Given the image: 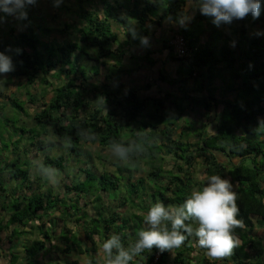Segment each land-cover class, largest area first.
I'll use <instances>...</instances> for the list:
<instances>
[{
	"label": "trees",
	"instance_id": "16d2710c",
	"mask_svg": "<svg viewBox=\"0 0 264 264\" xmlns=\"http://www.w3.org/2000/svg\"><path fill=\"white\" fill-rule=\"evenodd\" d=\"M73 2L80 7L81 15L77 17L79 29L74 25L79 34L71 38L70 42L62 38L60 44H53L50 48L48 43L40 41L34 34H28V19L20 21L27 33H17L11 25L9 31L0 30V52L12 57L15 68L7 77L10 81H24L21 84L25 83V90L30 91L26 94L28 103L38 108L34 111L32 120L42 131L33 132L29 147L36 149L37 155H43L44 165L59 172L66 170V157L69 154L74 153L79 158L86 156L84 146L98 145L105 150L109 149L112 140L130 142L144 137L146 150L133 155L123 165L119 161L113 162L112 165L116 167L113 173L103 172L98 175L94 172V167L88 164L84 169L80 168L85 179L75 177L73 184L65 187V194L69 196L73 193L75 200L60 194L51 197L49 194L52 191L48 190L44 194L42 188H37V192L31 191L29 195L22 192L24 198L17 192V187L8 194L3 171L11 181L21 183L25 191L31 190L33 185L30 178L33 162L29 158H16V155H12V160L7 159L5 165H0V197H5L3 203L0 198V260L17 264L18 256L12 254V243L30 234L32 238L27 241V245H34V257L45 250L47 240H52L49 233L43 231L50 222L49 216L58 212L62 217L61 209L65 207L70 213V222L76 220L83 224L86 238L92 244V248L86 247L85 250H79V253L87 254L91 264H96L93 257L96 254V236L104 240L115 233L120 235L122 243L127 246L136 240L138 232L145 227L143 217L152 204L161 202L165 206H178L192 190L201 189L209 176L219 175L232 183L239 208L237 219L244 225L234 230L239 244L232 255L222 260H210L205 255V250L198 247L196 239L189 237L173 253H161L153 248L134 258L131 264H264V122L260 121L264 117V0H261L259 18L253 19L248 15L245 19L233 20L229 24L233 34L229 33L228 36L217 29L209 17L196 12V21L207 23L208 40L205 44L199 42L200 36L206 31L194 35L184 29L181 36L189 50L188 57L184 58H177L173 45L169 44L170 41L167 42L165 49L169 52V58L174 63L181 64L182 69L177 75L183 78L180 83L184 88L181 90L182 96L166 93L160 97L140 96L136 90L120 83V76L111 82L106 78L104 84L100 81L91 83L92 78L88 72L81 69L82 61L85 57L89 62L94 59H114L120 62L126 56L125 48L138 40L137 33L147 35L150 16H160L161 21H177L180 11L185 7V0ZM86 7L92 10H86ZM134 21L137 27H134ZM70 28L66 24L61 32L66 33ZM121 32L129 39L133 38V42L129 39L119 42ZM4 33H7L8 38H3ZM57 39L59 40L58 36L53 43ZM223 40L228 41L224 43L225 46L222 45ZM219 42L221 45H218ZM130 71L134 72V69ZM220 71L230 74V78H226V73L217 77L215 74H221ZM191 80H194L196 88L190 91L186 85ZM217 80L225 85L229 82L225 96H222V92L220 96H216ZM161 81L170 85L177 84L175 79L169 82L168 77L163 74ZM36 84H42L45 89L41 97H34L30 89ZM185 102L187 108L183 107ZM10 104L12 105L11 100ZM213 110L219 111L215 117V130L209 129L203 122L205 115ZM190 122L192 128H189ZM50 128L55 131L56 141L62 147V142L71 137L72 146L66 149L67 155L53 158L48 154L57 149L56 141L41 139L42 136H47ZM80 130H90L96 134L97 139L91 142L85 140L78 135ZM244 131L254 135L256 140H247ZM192 139L196 142H190ZM1 147L4 148L2 143ZM16 149L20 151L19 148ZM166 158L175 160L177 172L164 170L162 165ZM99 160L104 162L101 157ZM142 161H148L151 169L149 177L157 182L165 181V186L157 184L147 187L142 178L132 181L133 174L140 171ZM197 161H201V174L205 176V182L194 177L192 170ZM38 165L40 164L36 166ZM38 180H42L41 177ZM124 180L127 182L126 194L121 195L118 207L127 209L130 215L122 216L117 210H111L110 215L104 216L100 212L97 217L90 218L86 210L80 207L83 198L92 196L91 202L98 204L102 202V193L109 196L121 193L123 183H126ZM10 195L15 196L14 203L10 200ZM67 201L71 202L70 207L67 206ZM88 202L84 203L85 209ZM74 207L78 212L85 211L83 219L72 216ZM137 211L144 214L140 215ZM57 219L55 217L54 220ZM36 222L38 230H33L30 223ZM193 227L196 225L193 224ZM257 230L262 233L257 235ZM66 233L69 234L67 230ZM52 235L53 239H59L53 228ZM60 239L64 240L62 244L66 247L63 253L70 254V240L63 237ZM78 248L81 249L82 246ZM24 252L25 262H28L32 257L27 252L31 254L32 249ZM195 254L199 257L197 260L193 258Z\"/></svg>",
	"mask_w": 264,
	"mask_h": 264
},
{
	"label": "rangeland",
	"instance_id": "374dc122",
	"mask_svg": "<svg viewBox=\"0 0 264 264\" xmlns=\"http://www.w3.org/2000/svg\"><path fill=\"white\" fill-rule=\"evenodd\" d=\"M39 1L40 0H35V3L32 4V7L27 6L25 9L27 12V18L26 19H28L30 22V24L28 26V28L30 30V32L28 31L29 35L34 34L37 37V39H39L40 41L42 40V41L48 43L50 45V48H51V46H54L55 44H60V41L62 40V38L66 39V42H70L71 38L78 36L79 33L74 28V25H77L78 29H79V25L73 24V21L76 22L77 17H79L81 15V10H80L79 6L72 3V0H45V2L42 5H39L41 3ZM39 8H40V10H39ZM71 13L76 14L75 18L71 17ZM54 14H55V20H54V22H52ZM10 16L12 18V15H6L5 13L0 12V17H3L2 19H0V24H9L12 26L14 24V21L13 22L11 21ZM66 24L71 26L70 31H68L66 33L64 31L62 33L61 31L64 30ZM11 26H9L7 29H4L3 32L9 31V29L12 28ZM17 27H18V29H17L18 33L21 31L24 32L26 30L25 28L21 30L19 28V26H17ZM46 30H50V31L47 32ZM186 30L189 32H192L194 35H198V33H202L203 31L204 32L208 31L207 23L206 22L201 23L200 21H194L193 25L191 27H187ZM1 33H2V31H1ZM25 33H27V31H25ZM50 36H58L59 40L57 39L53 43ZM214 36L219 38L217 33H214ZM3 38H8L7 33H4ZM176 38L174 40H172V43L176 40ZM226 40H223V45L225 42H228ZM66 42H65V44H66ZM84 48L85 47L82 45V49H84ZM87 61L88 60L84 57L83 61H82L83 64L81 65V69L87 71L88 74H97V75L101 76V74H102L101 71L100 72L97 71V67L99 65H97V66L95 64L89 65L90 66V71H89L88 66L86 65V63H88ZM109 69L114 74H117L119 71L116 67H110ZM222 74H224V72H221V74H215V75H217V77H221ZM112 79H113V77L109 76L108 82H111ZM191 81H192L191 84L193 85L194 80H191ZM22 82H24V81H22L21 79H18L17 81H14V80L10 81V78H7V76L5 79L0 80V107L2 109V115H0V138H1L2 142H0V144L2 143V145L4 147V148H2V147L0 148V165H5L6 164L5 161H7V159L9 161L12 160V155H16V158H20V157L22 159L29 158L33 162V169H32V173H31V177H30L33 185H32L31 190L25 191V189L21 183H17V180L11 181L9 179V176L7 175V173H5L3 171L2 173H4L3 176L5 177L4 183L6 184L5 186H6L8 194H10V192L13 191L16 187L18 188L17 192L20 193V195L22 192H23V194H24V192H26L29 195L31 191L37 192V188H42V192L44 194H47L46 192L48 190H51L52 192L49 194L51 197H52V195L57 197L58 194H60L62 197H64V196H67L65 194V187L72 185L73 179L75 177L81 178V180L85 179V175L83 173H81L79 171V169L80 168L84 169L86 167V164H88L89 166H93L94 172L98 175H101L103 172L113 173L116 171V167L112 164H113V162H116L118 160L111 154L109 149L102 150V148L99 147L98 145H95V146L88 145V146H84L86 156L79 158V157L74 156V153H72L71 155L69 154L66 157L67 167H66L65 171L59 172L61 174L62 178L60 179V182L58 185H56V186L50 185L44 179H42V177L38 174V172L35 171L34 166L42 163L43 155L41 153H38V155H37L36 149L29 147V140L31 139V135L33 136V132L38 133V132L42 131L41 128L37 127L32 120L33 119V113H34V111L36 112L38 108H35L31 105V103H28L26 94H27V92H30V91H29V89L25 90L24 87H27V86H25V83H23L24 85H22L21 84ZM105 82H106V79L101 84H104ZM30 89H31L32 93L34 94V97H36V96L41 97L43 95V93H45V89L43 88L42 84H39V85L36 84L35 86H33V88L30 87ZM225 91H226V89L222 92V96H225ZM251 93L254 94V92H251ZM10 100H11L12 105L10 104ZM17 104H18V106H17ZM183 107L184 108L188 107L186 102H185V104H183ZM104 111H105V113L107 112V110H104ZM171 112H174V111L172 110ZM217 113H219V111L213 110L210 114L205 115V117L203 119V122H205L209 126V129L212 128L211 130H215V128H214L216 125V118L215 117H216ZM260 121L264 122V117H261ZM189 125H191V126H189V128H192V122H190ZM41 139L46 140L47 142L48 141H56L57 136L55 135V131L50 128L47 136H42ZM190 142L193 143L196 141H195V139H192ZM56 143H57V147H56L57 149L51 151V153H48V154L51 155L53 158H57L59 155H62V154L67 155V150L64 147H62V145H60L57 141H56ZM16 148H19L20 151H18ZM99 157H101V159H104V162H101L99 160ZM174 161H175L174 159L166 158V162L164 163V165H162L164 167V170H166V171L173 170V171L177 172V169L175 168ZM147 162L142 161V164H141L142 166L140 168V171L135 172L133 174L132 181L136 182L138 179L142 178L145 180V184L147 187L148 186L153 187V186H156L157 184H160L161 186H165L166 185L165 181L157 182V181H155L154 178L149 177V172L151 169H150L149 165L147 164ZM123 164L124 163H121V165H123ZM0 171H1V169H0ZM192 171L194 172V177L196 178V180L201 181V182L206 181L205 176H203V174H201L202 173L201 161H197V163L195 164V169ZM40 177L42 180L39 181L38 178H40ZM124 182H126V180H124ZM123 184H124V186L121 190V193H115V195L113 194L111 196H109L108 194L102 193L101 194L102 202L98 203V204H93L91 202L93 200L92 196H89L87 198H83V200L81 199V201H80V204H79L80 207L83 208L84 210H86L87 215L90 216V218L97 217V213H100V212L102 214H104V216L110 215L111 210H117L119 212V214L122 216L130 215V213L128 212L127 209L118 207L120 204V201H121V195L126 194L127 182L123 183ZM40 185H41V187H40ZM23 194L21 195L22 198H24ZM9 197L11 198L10 200L14 203L15 202V199H14L15 196L10 195ZM67 197L71 198L72 200L76 199V196L73 193L69 194V196H67ZM0 198H1V202L3 203V201L5 200V197H0ZM53 199H55V198H53ZM10 200H8L7 202H10ZM88 201H90V203ZM85 202H88V206L86 207V209L84 207ZM70 203H69V201H67L68 207L71 206ZM72 203L76 204V202H72ZM7 206H9V203H7ZM56 208L59 209V206H57ZM64 208L65 207H63V209H61L62 210L61 215L63 214L62 217L59 216L60 214H58V212H56V214H54V215L50 214L49 226L52 227L53 224L55 225V227L58 226L56 224L63 225L62 231H63V229L70 230V229L76 227L75 228L76 235H77L76 237L69 236L66 233V231H64L63 232L64 234L59 236V239H57L58 243H61L64 241V240L60 239L61 237L68 238L70 240L71 244L69 246L71 247V256L66 255L64 257L63 253L60 254L61 251L58 252L57 250H54V251L51 250V252H50V250H48L49 252H47L44 257L38 256V258L41 257L45 262H48L49 259L57 260L60 257H64L67 259H68V257H70L71 259L74 258L75 260H79L77 254L74 253V247L83 246V247L92 248V244L87 239L86 240L80 239V238H86V235L84 233L83 224L77 223L76 220L71 223L70 222V216H69L70 213L67 212V210H65ZM137 213L140 215L144 214L141 211H137ZM64 214L66 215V218H64ZM71 214H72V216H78V217L80 216V218L83 219L82 216H85V211L84 212H78V211H76V207H74L72 209ZM55 217H57L58 219L54 220ZM45 218H47V215L45 216ZM51 220H53V221H51ZM62 220L64 222H62V224H61ZM30 224H31V227L33 228V230H38L35 227L36 225L34 223H30ZM31 227H27V228L29 230H32ZM50 227H46L43 231L48 232L50 238L53 239L52 229ZM52 228L58 229L60 227H56V228L52 227ZM258 231L259 230H257V235H260L262 233V231H259V233H258ZM31 238H32V235L30 234L24 238L18 239V242H15L16 245L14 248L20 249L22 252H24V250L30 251L32 249L31 254L27 252V254L30 257H32L30 259L29 263L30 264H39V263H36V261H35L36 258L33 259L34 255H35L34 254L35 251H34V247H33L34 245H32L31 247H28V245H27V241H31ZM32 241L34 242L35 240L33 239ZM102 241L103 240L101 239L100 236H96L94 239V242L96 245V247H95L96 248V254H93V257H95V261L98 258V248H99ZM47 242H49V241L47 240ZM73 244H74V246H73ZM54 247L56 249L62 248V246H60L57 243H56V246H54ZM83 247H82V249H84ZM22 255H20V258L18 260H22V262H24V264H26V262H25L26 256H24V258H23ZM35 257H37V255ZM193 258H195V260H197L199 257L197 254H195L193 256ZM87 259H88V263L85 261L83 264H90L89 258H87ZM42 264H51V263L48 262V263H42Z\"/></svg>",
	"mask_w": 264,
	"mask_h": 264
},
{
	"label": "clouds",
	"instance_id": "9594fccd",
	"mask_svg": "<svg viewBox=\"0 0 264 264\" xmlns=\"http://www.w3.org/2000/svg\"><path fill=\"white\" fill-rule=\"evenodd\" d=\"M34 3L35 0H0V12L26 19L25 9ZM196 12L209 17L214 26L220 27L231 24L233 20L245 19L248 15L258 19L261 0H185V7L176 23L186 28ZM256 34L260 35L259 32ZM142 42L146 43L147 38H142ZM14 70L12 57L0 52V80ZM78 135L89 142L97 139L90 130H80ZM62 143L65 149L70 148L71 137ZM145 150L144 137L130 142L112 140L109 144V151L121 163ZM35 171L53 186L58 185L62 178L59 170L43 163L35 166ZM236 200L230 180L211 175L201 189L192 190L178 206H165L161 202L152 204L143 217L145 227L138 232L134 242L125 246L120 235L115 233L104 239L98 248L96 264H131L134 258L153 248L161 253H173L189 237L196 239L198 247L205 250L210 260L225 259L239 244L234 230L244 226L237 219L239 208Z\"/></svg>",
	"mask_w": 264,
	"mask_h": 264
},
{
	"label": "crops",
	"instance_id": "0c3cea01",
	"mask_svg": "<svg viewBox=\"0 0 264 264\" xmlns=\"http://www.w3.org/2000/svg\"><path fill=\"white\" fill-rule=\"evenodd\" d=\"M41 2L39 5H42L45 0H40ZM72 3L73 0H72ZM40 10V8H39ZM86 10L91 11L92 9L89 7H86ZM181 13V11H180ZM75 14L71 13V17L75 18ZM196 16L197 13H195L194 19L190 21V23L187 24V27H191L196 21ZM11 18V16H10ZM58 19V18H57ZM22 19L18 18L17 16L12 15L11 21H14V24L12 25L13 28H15L16 32L18 31V27L22 30L24 29L23 26H21V21ZM55 20V14L53 15L52 22ZM39 21V20H38ZM51 22V21H50ZM78 20L73 21V24H78ZM135 22V21H134ZM135 24V25H134ZM9 24H0V30L7 29ZM134 27H137L138 25L133 23ZM150 26V29L147 33V35H142V33H137V38L138 40L134 41L136 43H132V45H128V47L125 48V53L126 56L121 58L120 62H117L114 59H102L98 60L94 59L92 61H87L89 63H86L88 68L90 69L89 65L95 64L97 67V71H101V76L96 75V74H89V76L92 78L91 83H102L105 81L106 78H109V76H112L113 79H117V77L120 76V83L126 86V88L134 89L138 92L140 96H154V97H160L163 96L166 93L170 94H176L178 96H182L181 90L184 88L183 85H181L180 81L183 79L182 77H178L177 72L181 70V64L180 63H174L170 58H169V52L165 49V45H168L172 43V40H174L176 37H182V31L186 29L185 27H180L176 23V21L172 19H167V20H160V16H150V21L147 24ZM235 24L233 25V28H235ZM59 27V26H58ZM211 28V27H210ZM217 29H220L223 31V33L228 36L229 33L230 35L233 34L232 26H224L221 25L220 27H217ZM141 32V30L139 31ZM18 33V32H17ZM19 33H22L19 32ZM208 33L209 31L203 33V36H200V43L205 44L206 41L208 40ZM120 40L119 42H124L127 41L129 38L125 35L124 33L121 32L119 34ZM136 37V33H135ZM142 38H147V42H142ZM56 36H51V40H55ZM177 39V38H176ZM130 41L133 42V38L129 39ZM75 42V41H74ZM218 45H221V42L218 43ZM223 45V43H222ZM233 46V43L232 45ZM92 53V52H91ZM93 54V53H92ZM150 63H153L151 65ZM110 67H116L119 71L117 74H114L109 68ZM134 69V72H131L130 70ZM112 72V73H111ZM227 73V72H224ZM110 74V75H109ZM167 76L169 82H171L173 79L177 81L176 85H170L167 82L161 81V77ZM226 75V78H230V74H224ZM8 78V77H7ZM100 81V82H99ZM192 81H189L187 83V88L190 89V91L193 88H196L195 83L192 85ZM148 86L150 87L148 89ZM229 82L225 84L221 83L220 80H217L216 82V87L218 88V91L216 92V96H220L221 92H223L227 88L229 89ZM223 90V91H222ZM231 95V94H230ZM50 223V222H49ZM49 223L47 227L49 226ZM72 223V222H71ZM37 225L38 223H34ZM62 224V222H61ZM60 227L58 229H54V233L56 236H60L63 234L64 231L69 232V236H77L76 235V230L74 228L68 230V229H63L62 231V226L60 224H56ZM56 228L54 225L52 226ZM52 227H50L52 229ZM86 240L87 238H80ZM15 242H18V240L14 241L12 245H16ZM56 243L62 246V248L56 249L54 246H56ZM84 243V242H83ZM85 244V243H84ZM74 246V245H73ZM12 247L11 251L12 254L15 256H18V259L20 258V255L24 258V252H22L20 249H16ZM83 247V246H82ZM66 247L61 243H58L57 239H52L51 241L47 242L45 250H43L41 253L37 255L36 258V263L42 264V263H48L50 262L51 264H73L74 262H77L78 264H83L85 261L88 263L90 262V257L87 254H81L79 253V250L82 251V248L79 249L78 247H74V253L77 254L79 260H75L74 258H64L66 255L71 256L70 254H64L63 250ZM85 250L86 247H83ZM16 249V250H15ZM89 249V248H88ZM48 250H57L58 252L61 251L60 254H64V257H60L57 260L54 259H49L48 262H45L41 257H44ZM1 256V255H0ZM38 256H41L38 258ZM12 259V257H10ZM33 258V259H34ZM95 259V258H94ZM13 260V259H12ZM19 262L17 264H22V260H18ZM30 262H26L27 264ZM82 262V263H81ZM0 264H9L7 260L1 259ZM30 264V263H29Z\"/></svg>",
	"mask_w": 264,
	"mask_h": 264
},
{
	"label": "built area",
	"instance_id": "2783aa9c",
	"mask_svg": "<svg viewBox=\"0 0 264 264\" xmlns=\"http://www.w3.org/2000/svg\"><path fill=\"white\" fill-rule=\"evenodd\" d=\"M171 45L174 47V53L177 58L188 57L189 50L186 47V42L183 37H177Z\"/></svg>",
	"mask_w": 264,
	"mask_h": 264
},
{
	"label": "water",
	"instance_id": "95a60500",
	"mask_svg": "<svg viewBox=\"0 0 264 264\" xmlns=\"http://www.w3.org/2000/svg\"><path fill=\"white\" fill-rule=\"evenodd\" d=\"M244 133L247 134L246 136L247 140H256V137L251 133H246V131H244Z\"/></svg>",
	"mask_w": 264,
	"mask_h": 264
}]
</instances>
